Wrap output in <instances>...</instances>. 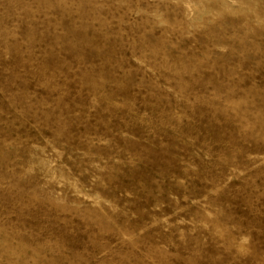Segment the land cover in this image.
Wrapping results in <instances>:
<instances>
[{"label":"rangeland","instance_id":"obj_1","mask_svg":"<svg viewBox=\"0 0 264 264\" xmlns=\"http://www.w3.org/2000/svg\"><path fill=\"white\" fill-rule=\"evenodd\" d=\"M0 264H264V0H0Z\"/></svg>","mask_w":264,"mask_h":264}]
</instances>
